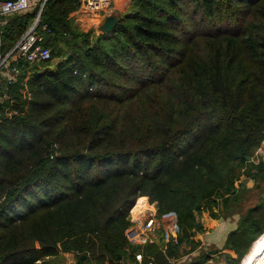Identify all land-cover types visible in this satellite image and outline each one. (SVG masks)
Returning <instances> with one entry per match:
<instances>
[{"label":"trees","instance_id":"trees-1","mask_svg":"<svg viewBox=\"0 0 264 264\" xmlns=\"http://www.w3.org/2000/svg\"><path fill=\"white\" fill-rule=\"evenodd\" d=\"M80 5L48 0L41 12L54 63L9 58L18 74L0 103V264L67 251L76 264H139L138 250L143 264H167L201 244L204 212L240 215L224 248L246 264L264 248V195L246 206L264 188V0H132L107 33L78 27ZM38 14L2 19L3 57ZM146 203L177 213L166 251L126 236Z\"/></svg>","mask_w":264,"mask_h":264},{"label":"built area","instance_id":"built-area-1","mask_svg":"<svg viewBox=\"0 0 264 264\" xmlns=\"http://www.w3.org/2000/svg\"><path fill=\"white\" fill-rule=\"evenodd\" d=\"M48 0H0V30L3 25L2 19L14 14L25 13L39 8L38 17ZM115 12L114 0H82L79 7L78 17L88 15L91 19H102L105 15ZM40 20V19H39ZM39 20L32 24L14 49L3 57L0 52V103L8 86L16 81L18 69L12 66L9 60L11 54L17 55L31 65H41L51 59V48L44 45V35L38 29ZM260 146L256 154L260 152ZM256 161L257 156H256ZM169 228L165 233L167 242H178V216L173 212L170 216ZM133 224L126 230V236L134 245L151 243L155 239V231L163 223L162 216L158 215L155 204L146 203V209L139 218L133 217ZM175 226V227H173ZM135 258L139 264H143L145 256L143 251H136ZM175 259H169L167 264H173ZM148 264H154L151 260Z\"/></svg>","mask_w":264,"mask_h":264},{"label":"crops","instance_id":"crops-1","mask_svg":"<svg viewBox=\"0 0 264 264\" xmlns=\"http://www.w3.org/2000/svg\"><path fill=\"white\" fill-rule=\"evenodd\" d=\"M82 1V0H81ZM132 0H114L115 5V12L124 14L127 10V7L129 6L130 2ZM80 7V6H79ZM79 12V8L71 13L72 18L75 22L78 24L80 21L77 20V14ZM95 21H99V19H95ZM4 23V21H3ZM11 61H15L17 59V55L13 54L11 55ZM262 149L257 154V158L259 160L264 162V141L261 145ZM142 207H138L137 209H141ZM134 210L132 212L133 217L139 218L143 211H136ZM173 212H169L166 214L161 215L163 218V223L161 227L157 228L154 235L155 240L151 243L158 244L159 239V233L162 232V236H165L166 231L169 228V224L171 222L170 215ZM210 220H214V225L212 228L207 229L206 223L201 224L200 228H203L200 231L196 232L195 239L200 240L201 244L197 246L193 251H186L183 253L182 257L175 259L173 264H188L190 261L195 259L196 257L200 255H208L209 258L205 262V264H231V257H236V253L234 250L230 248H224L226 239L228 237V234L231 230L235 229L237 227V221L238 219L232 220L233 218H227V219H213L209 216ZM180 229V228H179ZM179 232V231H178ZM172 241V240H171ZM166 244L164 245V248H161L162 250L166 251L167 249V240L165 239ZM170 242V241H169ZM159 245V244H158ZM186 248L190 249L189 244H186ZM259 248V247H258ZM143 251V250H138ZM215 251V252H213ZM213 252V253H211ZM257 252V251H256ZM144 253V252H143ZM174 259V258H169ZM214 259H217L218 261L215 262ZM77 258L76 254L72 251L62 252L58 256L48 257L45 260L44 264H76ZM168 263V262H167Z\"/></svg>","mask_w":264,"mask_h":264},{"label":"rangeland","instance_id":"rangeland-1","mask_svg":"<svg viewBox=\"0 0 264 264\" xmlns=\"http://www.w3.org/2000/svg\"><path fill=\"white\" fill-rule=\"evenodd\" d=\"M131 3V2H130ZM130 5V4H129ZM128 8H129V6L127 7V9L126 10H128ZM35 9H37V8H35ZM77 20L78 21H80V23L78 24L77 22H75L77 25H78V27L79 28H81V29H83V30H85V31H87V30H92V29H95L98 33L100 32L99 30H98V25H99V23H100V21H101V19H100V21H95V20H93V19H91V17L90 16H88V15H83V16H81V17H78L77 16ZM36 21V20H35ZM34 21V22H35ZM57 59L55 58V59H52L51 61H48L49 63H54L55 61H56ZM47 62V63H48ZM46 64V63H45ZM257 156V154L255 153V157ZM257 160H259V158H257ZM250 167V166H249ZM246 171V170H245ZM244 171V173H246ZM242 181V183L243 184H246V185H248L249 187H253L256 183H259V182H262V179L260 178V177H257V178H253V177H249V176H246V177H244V175L242 176V179H241ZM241 185V184H240ZM264 195V188L263 189H261L260 191L259 190H254V191H252V192H250V194H248L247 195V201H246V206H250V205H253V204H255L258 200H259V197L260 196H263ZM145 208H141V209H137L136 211H143ZM239 217H240V215L239 214H235L234 215V218L232 219L233 221L235 220V219H239ZM200 220H201V222H203V224L204 223H206V227H207V229H210V228H212L213 226H215L214 225V220H210V218H209V215H208V213L207 212H204L203 214H202V216H201V218H200ZM179 225V224H178ZM180 228V227H179ZM196 232L198 231V230H195ZM178 234H179V232H178ZM263 236H264V233H263ZM263 236H262V238H263ZM159 241H158V244H159V246L161 247V248H164V245L166 244V242H165V239H167L166 238V236H162V232H160L159 233ZM261 240V239H260ZM259 240V241H260ZM258 241V242H259ZM254 243V242H253ZM254 245V244H253ZM264 247V246H263ZM252 248H254L253 246L252 247H250V250H249V252H251V250H252ZM258 248H256L255 249V256L259 253V251H261V250H264V248H262V249H258ZM257 251V252H256ZM214 252V251H213ZM248 252V253H249ZM248 255V254H247ZM254 256V257H255ZM236 259H231V263L232 264H243V263H240L241 262V260H242V258H240L239 259V257H235ZM215 260V262L216 261H218L217 259H214ZM249 263V261L246 263V264H248Z\"/></svg>","mask_w":264,"mask_h":264},{"label":"water","instance_id":"water-1","mask_svg":"<svg viewBox=\"0 0 264 264\" xmlns=\"http://www.w3.org/2000/svg\"><path fill=\"white\" fill-rule=\"evenodd\" d=\"M121 18H122V14L121 13H116V12L109 13V14L105 15L101 19V21H100V23L98 25V30L101 33L112 32L114 27L121 20ZM39 19H40V17L37 16L36 21H38ZM249 160L252 161L253 157H249ZM198 208H199V205H198ZM200 226L201 225H199V228H200ZM83 257H84V255H83Z\"/></svg>","mask_w":264,"mask_h":264},{"label":"bare ground","instance_id":"bare-ground-1","mask_svg":"<svg viewBox=\"0 0 264 264\" xmlns=\"http://www.w3.org/2000/svg\"><path fill=\"white\" fill-rule=\"evenodd\" d=\"M143 208L146 209V206H143ZM248 264H264V250L259 251V253L255 257H253Z\"/></svg>","mask_w":264,"mask_h":264}]
</instances>
